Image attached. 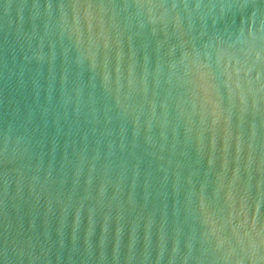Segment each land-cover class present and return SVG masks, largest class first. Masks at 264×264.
Returning <instances> with one entry per match:
<instances>
[{
	"label": "water",
	"instance_id": "water-1",
	"mask_svg": "<svg viewBox=\"0 0 264 264\" xmlns=\"http://www.w3.org/2000/svg\"><path fill=\"white\" fill-rule=\"evenodd\" d=\"M0 264H264V0H0Z\"/></svg>",
	"mask_w": 264,
	"mask_h": 264
}]
</instances>
